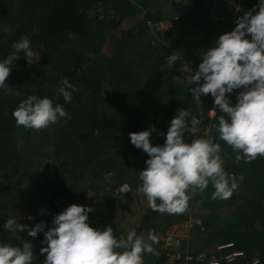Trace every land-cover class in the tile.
I'll list each match as a JSON object with an SVG mask.
<instances>
[{
	"label": "trees",
	"instance_id": "obj_1",
	"mask_svg": "<svg viewBox=\"0 0 264 264\" xmlns=\"http://www.w3.org/2000/svg\"><path fill=\"white\" fill-rule=\"evenodd\" d=\"M167 1L173 12L180 13L182 21L173 23L166 32H157L161 41L156 43L146 38L149 28L136 22L148 0L0 1V61L14 51L13 43L25 36L37 53L29 64L23 52L19 53L6 79L8 88L0 89L2 183L12 179L20 183L24 169L34 159L22 157L15 139L18 126L12 115L31 95L51 99L71 116L68 121L61 119L51 125V134H46L45 143L52 149L49 157L59 159L63 167V178L48 193L54 202L61 199L69 206L83 205L86 199L83 189L91 191L88 206L94 211L89 213L88 223L95 229L104 223L107 209L114 208V190L123 183L136 190L141 183L139 172L149 157L130 143V132L154 126L156 131L150 142L153 146L163 145L164 136L158 133L167 132V123L178 109L191 108L196 109L198 118L204 117L210 135H215L211 124L220 113L216 112L212 119L207 117L214 107L213 98L202 95L200 105L192 97L189 88L196 85L185 84L183 66L192 62L190 69L195 72L201 63L200 55L215 46L214 41L221 34L231 31L232 13H223L231 0ZM250 1L257 6L258 0ZM152 2L155 6L160 4L158 0ZM160 19L162 16L156 12L155 20ZM129 21L136 23L124 29ZM7 26L9 32L4 31ZM172 54L181 59L169 67L167 61ZM61 87L71 93L70 103L64 102ZM217 142L221 144L225 171L243 175L244 180L228 200H213L214 189L209 185L203 193L193 194L189 207L196 201L211 213L224 206L232 208L236 217L212 228L204 244L213 248L218 243L232 242L234 249L245 254L232 264H249L253 256L264 264V157L246 163L237 160L236 153L223 141ZM33 152L40 155L37 148ZM43 156L48 157L47 153ZM131 160L137 161L132 172L126 165ZM108 172L115 173L111 183L105 181ZM186 213L177 215V219L181 221ZM93 216L98 219L95 224ZM170 222L166 215L147 207L138 231L163 232ZM4 235L7 243L19 246L13 234ZM19 237L33 245L34 255L43 264L45 256L40 254V248L46 246L42 244L43 233L32 238L25 231Z\"/></svg>",
	"mask_w": 264,
	"mask_h": 264
},
{
	"label": "clouds",
	"instance_id": "obj_2",
	"mask_svg": "<svg viewBox=\"0 0 264 264\" xmlns=\"http://www.w3.org/2000/svg\"><path fill=\"white\" fill-rule=\"evenodd\" d=\"M214 45L200 55L201 63L189 83L196 86L189 88V92L200 105L202 95L213 98L212 111L220 113L211 124L215 135L202 134L196 109L191 108L178 109L167 132L158 133L164 136L163 145L153 146L150 142L156 131L154 126L129 133L130 143L149 157L139 172L141 183L136 191L143 194L153 212L183 215L193 194L203 193L209 185L214 189L213 200L232 197L244 176L225 171L218 140L236 153L237 160L250 163L258 156L264 157V0H258L255 8L238 16L235 27L221 34ZM12 47L14 51L0 61V89L8 88L6 79L19 53L23 52L28 64L37 56L27 36ZM180 59L178 54L170 55L168 66ZM234 91L236 103L232 104L230 96ZM59 92L65 103L71 102L69 91L61 87ZM12 115L18 127L35 131L61 119H71L60 104L35 95L24 99ZM114 175L106 173L105 181L111 183ZM122 191L130 192L131 188L124 185ZM93 211L89 206L71 204L52 217V227H47L45 221L30 227L18 223L16 218H7L3 229L13 234L19 246L0 243V264H34L33 245L18 235L25 231L32 238L43 233V264H144L145 253L159 255L154 245L160 241L154 230H149L147 240L134 230L118 239L110 226L100 230L89 225V213Z\"/></svg>",
	"mask_w": 264,
	"mask_h": 264
},
{
	"label": "rangeland",
	"instance_id": "obj_3",
	"mask_svg": "<svg viewBox=\"0 0 264 264\" xmlns=\"http://www.w3.org/2000/svg\"><path fill=\"white\" fill-rule=\"evenodd\" d=\"M1 1V0H0ZM166 1V2H165ZM235 4H230V1L224 8L223 13L231 12V30L235 27V20L238 16L243 15V13L249 9H253L254 3L252 1L247 0L248 4L242 3V0H234ZM245 1V0H243ZM157 6L152 2V0H148L147 7L140 11L138 15V19L136 22L144 23L148 29V33L146 38L150 40V42H160L161 37L158 36L157 32H162L159 30L158 26L155 24L158 21L166 20L173 23L179 24L181 23V15L180 13H175L172 10V6L170 1L167 0H158ZM247 5V6H246ZM258 10V9H257ZM156 12L160 13L162 19L155 20ZM152 19V20H150ZM135 21H129L124 24V29L130 28L136 23ZM186 29L188 26L183 25ZM121 27V29H122ZM10 28L4 27L5 32H9ZM166 32V31H165ZM190 62L183 66V72L185 75V84L190 82V77L194 73L191 69ZM54 72V71H53ZM6 89V88H3ZM214 112L212 109L209 111L207 117L212 119L214 117ZM204 117L200 116L199 120L201 121V129L202 134H210V126L204 123ZM170 126V121L167 123V128ZM16 133V143L20 149V153L22 157L28 156L29 158H34L30 162V167H27L25 172L22 175V180L20 183H16V179H12L10 182L2 183L1 180V172H0V243L1 239H4L7 243V238H3L7 234V232L3 229V224L7 220V218H16L18 223L26 224V225H35L40 221H45L47 227H52V217L61 211H63L68 206L61 199H54L52 195L48 193L52 189H55L56 183L58 180L63 178V167L60 164V160L56 159L53 156H50L51 146L45 143L46 134L49 132L51 134L52 127L49 126L46 129H42L39 131H35L32 129H26L22 126L18 127ZM187 136V134H186ZM30 147V150L27 148ZM38 149L40 155H34L36 152H33L35 149ZM43 153H47L48 157H44ZM137 161L131 160L126 162L127 168L129 171H135ZM9 183V184H8ZM127 183H123L124 185ZM120 185V186H121ZM128 185V184H127ZM118 188L114 190L115 204L113 209H107V215L104 217L105 219L102 221L100 225H96V228H101L102 230L111 224L113 233L115 235V230L117 229V225L122 226L123 232L127 233L126 229L130 230V227L134 226L139 222L138 220L142 215H144L148 206L146 198L143 194L138 193L136 190H131L127 194H117ZM41 190V191H39ZM83 193L85 195V200L83 205L88 206L90 203V197L93 196L91 191L88 189H83ZM50 201L51 203H49ZM41 210H44L43 212ZM166 215L167 218H170L171 222L169 224H173L171 227L173 229H179L185 227L186 232H189L184 238L189 240L190 246H192V250L196 251H211L217 245H214L213 248L210 246H206L205 240L212 228L216 226H221L222 224L230 222L233 218L236 217L235 212L232 208H228L227 206L220 207L215 209L212 213L206 209L201 208L199 202H193L191 207H189L188 212L182 218L181 221L177 219V215ZM125 216H130L132 220H126ZM29 217H33V219H29ZM190 218L192 220L200 219L204 224V231H201L200 228L196 229H188L189 221L185 220ZM92 222L95 224V216L92 217ZM98 220V219H97ZM96 220V221H97ZM208 220V221H206ZM187 221V222H186ZM213 221V222H212ZM125 222V225H123ZM104 224V225H103ZM168 224V225H169ZM103 225V226H102ZM166 225V226H168ZM110 226V227H111ZM3 234V235H2ZM23 232L18 233V235H22ZM219 244V243H218ZM145 261V258H143ZM34 264H39L38 259L36 258Z\"/></svg>",
	"mask_w": 264,
	"mask_h": 264
},
{
	"label": "built area",
	"instance_id": "obj_4",
	"mask_svg": "<svg viewBox=\"0 0 264 264\" xmlns=\"http://www.w3.org/2000/svg\"><path fill=\"white\" fill-rule=\"evenodd\" d=\"M230 4L234 5L235 1L231 0ZM155 24L162 32L167 31L172 26V24L166 20L158 21ZM236 95L237 92L234 91L230 96V102L232 104H234L235 102ZM124 185L119 186L118 191H116L117 194L120 193L124 195L129 193H124L122 191ZM189 219L190 218H188L187 220L189 221L188 229H190L191 227H197L200 228L201 231H204L203 222L200 219ZM159 241L161 243L163 256L162 264H182V261L197 262L199 264H232L236 259L245 256L244 252L234 249V244L232 242L217 244L211 251L194 252L187 247L183 249V237L179 235L178 229H173L172 227H170L169 230L162 234V236L159 238ZM144 264L147 263L144 261ZM249 264H261L260 259L254 256L250 259Z\"/></svg>",
	"mask_w": 264,
	"mask_h": 264
},
{
	"label": "crops",
	"instance_id": "obj_5",
	"mask_svg": "<svg viewBox=\"0 0 264 264\" xmlns=\"http://www.w3.org/2000/svg\"><path fill=\"white\" fill-rule=\"evenodd\" d=\"M147 207H148V206H146L145 208H147ZM142 216H143V215H142ZM142 216L140 217V219L138 220L139 222L134 226V228H133L132 226L130 227V230H129V229H126V227H124V228H125V230H126L127 233H128L129 231H133V230H134V231L137 233V235L142 236L145 240H147V234H148V233H147L146 231H138L139 223H140V221H141ZM125 217H126V220H132L130 216H125ZM183 219H184V218H183ZM185 220H188V218L185 219ZM189 220H190V219H189ZM123 225H125V222H123ZM172 225H173V224H170V225L168 226V228L165 229V231H163V232H161V231H156L155 234L160 238V237L162 236V234H164L167 230H169V228H170ZM193 228H194V227H193ZM193 228H192V229H193ZM194 229L198 230L197 227H195ZM178 231H179V235L183 237L182 248L184 249V248L187 247L188 249L192 250V246H190L189 240L184 239V237H185L189 232H186V229L182 228L181 226L179 227ZM127 233H124V232H123V228H122V226L120 227L119 225H117V229L115 230V236H116L118 239H119V238H125L126 235H127ZM185 234H186V235H185ZM154 247H155L156 250L159 252V255L157 256V255H152V254H147V253H145L143 258H145V262H146L147 264H162V262H163V256H162L161 243L159 242V244H158V245H154ZM192 251L197 252V251L194 250V249H193ZM35 256H36V255H35ZM253 257H254V256H253ZM36 258H37V257H36ZM251 258H252V257H251ZM181 263H182V264H199V263H197V262H184V261H182Z\"/></svg>",
	"mask_w": 264,
	"mask_h": 264
}]
</instances>
